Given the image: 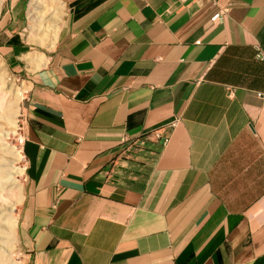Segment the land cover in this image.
Returning a JSON list of instances; mask_svg holds the SVG:
<instances>
[{"label": "crops", "instance_id": "0c3cea01", "mask_svg": "<svg viewBox=\"0 0 264 264\" xmlns=\"http://www.w3.org/2000/svg\"><path fill=\"white\" fill-rule=\"evenodd\" d=\"M61 1L51 50L0 9L25 264H264V0Z\"/></svg>", "mask_w": 264, "mask_h": 264}, {"label": "rangeland", "instance_id": "374dc122", "mask_svg": "<svg viewBox=\"0 0 264 264\" xmlns=\"http://www.w3.org/2000/svg\"><path fill=\"white\" fill-rule=\"evenodd\" d=\"M5 1L6 0H4L1 4L0 9L4 6ZM27 1L28 2L26 8L28 9L30 0ZM64 12L65 10H63V13ZM28 24L29 22L27 19V26H29ZM26 34L30 37L29 28H27ZM38 46L39 45L32 48L38 51L42 49L48 50L44 46ZM0 62L5 68L7 74L11 75V77L15 81L14 84L16 87H20L23 82H26V79L24 77L20 76L19 74L10 72L1 60ZM13 100L14 98L10 97V95L8 94L4 100L2 99V101H0V107H2L3 104V107L1 108L3 109V117H5L6 114V117L3 118V120L5 121H2L3 124L1 123L0 127V264H25L26 262V254L19 246L16 233L17 213L20 203L14 205V201L19 199L20 197L19 187H22L23 189L24 162L23 157L19 160L12 161L8 150H10L14 154L17 153L22 156V153L20 151V141L22 140V127L28 104V90L22 95L21 100L17 102L19 107L18 114L15 118L17 126L16 130L10 131V119L8 118V120L7 117L9 115V109H11L13 106V104L11 103H14L15 101ZM6 122H8L7 125ZM1 134L4 136H2ZM9 217L16 218L15 238L12 241L10 240V235L7 233L8 230L6 222L7 218ZM4 240L7 243H5ZM7 248L9 251L7 250Z\"/></svg>", "mask_w": 264, "mask_h": 264}, {"label": "bare ground", "instance_id": "6f19581e", "mask_svg": "<svg viewBox=\"0 0 264 264\" xmlns=\"http://www.w3.org/2000/svg\"><path fill=\"white\" fill-rule=\"evenodd\" d=\"M3 1L4 0H0V6L3 3ZM64 5L65 4H63L61 0H30L29 1L27 19L29 22L28 24L29 25L28 28L30 31L29 40L31 43L37 44L39 46H44L48 50L53 49L55 43L57 42L56 41L57 36L64 16L63 13L65 7ZM14 82L15 81L13 80L11 75L7 74L5 68L0 62V101H2V99L4 100L8 94L10 95V97L14 98L15 100V101L13 100L14 103H11L13 104V106L11 109H9V115L7 114L8 115L7 119L8 118L10 119V120L8 119L10 121V131L16 130V126H17L15 121V118L19 110L17 102L21 100L22 95L29 88V85L25 82H23V84L20 87H16ZM2 107H0V127L2 121H5L3 120V118L6 117V114L5 117H3V109H1ZM7 123L8 122H6V125ZM8 153L12 161H16L22 158V156H20L17 153L14 154L10 150H8ZM19 191H20V197L19 199L14 201V205L21 202L22 187H19ZM6 223L8 230L7 233L10 235L9 237H11L10 240L12 241L15 238L16 218L9 217L7 218ZM5 243L7 242L5 241Z\"/></svg>", "mask_w": 264, "mask_h": 264}, {"label": "built area", "instance_id": "2783aa9c", "mask_svg": "<svg viewBox=\"0 0 264 264\" xmlns=\"http://www.w3.org/2000/svg\"><path fill=\"white\" fill-rule=\"evenodd\" d=\"M225 10H221L220 12L214 14L210 20L212 23H215L217 21L220 20L222 14L224 13ZM175 126V122H172L168 127L160 129V130H156L151 132L150 134L143 136L141 138H138L134 141L135 144H139L141 145L145 140H150V141H155V142H159L161 144V146H165L168 141H169V133H167L166 131L170 132L171 129ZM23 139L20 141V143H22ZM124 143H126V141H123ZM129 144H134L132 142H127Z\"/></svg>", "mask_w": 264, "mask_h": 264}]
</instances>
